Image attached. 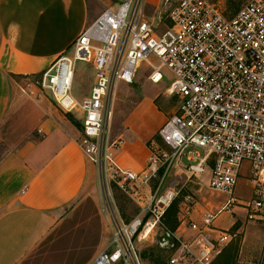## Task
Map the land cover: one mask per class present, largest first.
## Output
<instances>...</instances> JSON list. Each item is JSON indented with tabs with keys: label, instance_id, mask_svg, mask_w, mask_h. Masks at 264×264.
I'll list each match as a JSON object with an SVG mask.
<instances>
[{
	"label": "built area",
	"instance_id": "2783aa9c",
	"mask_svg": "<svg viewBox=\"0 0 264 264\" xmlns=\"http://www.w3.org/2000/svg\"><path fill=\"white\" fill-rule=\"evenodd\" d=\"M144 2L117 0L107 5L78 36L73 54L60 56L45 71L42 84L64 109L84 114L78 142L85 155L106 185L114 183L141 209L124 221L108 208L112 238L90 264H142L136 237L155 233L177 198L173 179L161 192L165 181L185 175L202 184L207 173L208 187L228 198L218 210H207L202 223L184 226L179 216L178 228L182 225L192 235H175L180 254L170 264H212L234 237L222 229L217 236L210 234L224 211L240 208L247 219L264 223V0H248L231 16L211 0H174L169 24L162 30L144 12ZM151 57L160 63L154 64ZM79 60L91 62L95 69L91 92L82 99L71 94ZM144 63L154 83L165 79L164 68L171 72L167 93L178 97L179 105L158 131L164 147L148 144L146 166L133 171L118 161L124 138L111 140L105 125L118 84H132ZM241 177L252 185L247 202L234 194Z\"/></svg>",
	"mask_w": 264,
	"mask_h": 264
},
{
	"label": "crops",
	"instance_id": "0c3cea01",
	"mask_svg": "<svg viewBox=\"0 0 264 264\" xmlns=\"http://www.w3.org/2000/svg\"><path fill=\"white\" fill-rule=\"evenodd\" d=\"M116 2L0 0V128L9 126L4 139L11 146L0 159V264H24L65 218L62 209L88 193L96 180V166L78 142L79 127L49 99L31 101L15 77L44 72L60 56L71 55L78 36ZM157 3L145 0L144 9ZM150 103H141L143 112L126 123L158 115ZM2 136L0 129V144ZM149 137L124 138L118 154L124 168L146 166ZM176 231L192 235L182 225ZM216 231L210 234L217 236Z\"/></svg>",
	"mask_w": 264,
	"mask_h": 264
},
{
	"label": "rangeland",
	"instance_id": "374dc122",
	"mask_svg": "<svg viewBox=\"0 0 264 264\" xmlns=\"http://www.w3.org/2000/svg\"><path fill=\"white\" fill-rule=\"evenodd\" d=\"M157 1L158 3L155 7L143 10L151 20H155L158 23L160 30H162L166 27V24H169L168 13L174 0ZM211 1L219 3L225 14L231 16L237 13L248 0ZM72 54L73 50L71 51ZM151 60L154 64L160 63L157 58L151 57ZM150 71L149 65L144 63L132 84L126 82L118 84L113 100L112 116L107 119L105 125V133L111 140L120 136L124 138L132 136L148 137L150 134L149 145L152 146L153 143H156L164 147L158 131L162 123L178 109L179 98L167 93V87L172 79V74L167 68L163 69L165 79L159 83H154L148 78ZM44 73L45 71L27 76L18 75L15 79L25 88L22 93L31 101H39L40 97L43 96V99L47 98L52 101L69 120L77 121L76 123L80 124L77 137L79 140L82 136L81 123L83 122L84 114L80 111L69 112L57 102L51 90L45 88L42 84ZM94 78L95 69L92 63L84 60L77 61L71 94L77 99H82L88 95L94 83ZM143 102H151L150 105L160 116L159 119H157L158 115H149L148 117L145 115L142 118L140 117V119L130 120L126 123L128 117H134L143 112L144 106L140 105ZM134 111L135 113L132 114ZM6 124H3L0 128L3 131V140L0 144V159L11 148L9 146L10 140L4 139V135L10 131L9 126ZM209 178L210 174H205L202 184L194 182L193 179H188L185 175L171 177L165 181L161 192L170 188L169 184L173 179L174 189L178 192L176 199L180 201L179 216L183 218L184 226H188L191 222L202 223L207 210L216 211L227 200L228 194L214 191L208 187ZM89 190L88 193L81 195L77 200L62 209L61 212L65 218L49 236L38 244L35 250L25 259L24 264H90L101 250L108 247L112 238L113 223L108 218V208L111 206V209L120 214L121 219L124 221H130L141 211L140 206L114 183L111 182L110 185H106L103 182L97 166L96 180ZM143 190L144 201H147L149 200L148 190L146 188ZM108 191L109 196L107 195L106 197ZM188 194L192 195L190 201L185 200V196ZM234 194L243 202L251 200L253 196L251 182L241 177ZM81 200L83 202L78 205ZM185 203L190 204L191 208L188 209ZM235 210L236 212L231 210L224 211L215 222L214 227L217 230H226L234 234V237L224 247V250L215 257L212 263L224 264L223 261L238 246V264H260L264 252V223L247 219L246 212L240 208ZM177 233L182 234V232L168 231L166 225L162 223V225L156 227L155 233L151 232L146 238L137 236L136 241L141 263H152L149 256H142V252L145 249L161 246L165 248L166 263L170 264V259L175 254H180L178 251L179 243L175 235L185 239L190 237L189 235V237H185ZM222 253L224 254L222 255ZM115 264L125 263L119 261ZM190 264H193V262L191 261Z\"/></svg>",
	"mask_w": 264,
	"mask_h": 264
},
{
	"label": "trees",
	"instance_id": "16d2710c",
	"mask_svg": "<svg viewBox=\"0 0 264 264\" xmlns=\"http://www.w3.org/2000/svg\"><path fill=\"white\" fill-rule=\"evenodd\" d=\"M23 76H25V75H23ZM73 122L77 125V127H80V124L76 123L77 121L76 122L73 121ZM179 208H180V201L178 199H175L170 204V206L167 208V210L165 211V213L163 215V219H162L163 223L166 225L167 230L170 232H175L177 230L179 224H180ZM164 250H165L164 247L153 246V247H150L149 249H145L142 252V254H143L142 256H144V257L149 256L150 261L152 262L151 264H168V263H166V254L164 253ZM238 252H239V247L237 246V247H235L233 253L230 254L225 261H223L224 264H238L237 263ZM223 254L224 253H222V255Z\"/></svg>",
	"mask_w": 264,
	"mask_h": 264
}]
</instances>
